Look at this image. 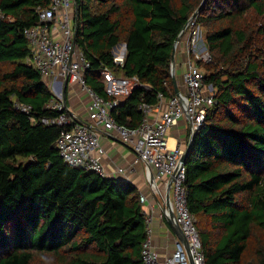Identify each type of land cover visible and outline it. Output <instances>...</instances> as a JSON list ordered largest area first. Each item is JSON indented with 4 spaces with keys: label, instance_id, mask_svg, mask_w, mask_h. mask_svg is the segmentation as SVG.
Segmentation results:
<instances>
[{
    "label": "trees",
    "instance_id": "1",
    "mask_svg": "<svg viewBox=\"0 0 264 264\" xmlns=\"http://www.w3.org/2000/svg\"><path fill=\"white\" fill-rule=\"evenodd\" d=\"M201 0H75L74 43L88 62L84 84L105 97L101 69L135 76V87L112 110L136 126L138 102L172 92L173 42ZM49 0H0V264H142L144 216L126 179L101 177L62 161L61 127L41 119L51 94L25 63L22 31L37 24ZM258 18L254 24L246 19ZM210 55L204 82L215 103L193 133L183 188L204 264H264V0H205L194 17ZM124 43L122 68L110 49ZM28 105L23 113L14 102Z\"/></svg>",
    "mask_w": 264,
    "mask_h": 264
},
{
    "label": "built area",
    "instance_id": "2",
    "mask_svg": "<svg viewBox=\"0 0 264 264\" xmlns=\"http://www.w3.org/2000/svg\"><path fill=\"white\" fill-rule=\"evenodd\" d=\"M71 3L72 0H49L46 7H36L37 24L22 31L30 49L27 58L29 65L37 70L41 79L46 78L50 86L51 96L44 107L57 111L56 116L43 118L41 122L61 127L54 145L64 163L92 171L101 177L109 176L101 163L105 155V148L100 143L101 134L126 146L133 155V161L125 166H115L113 172L128 180L127 174L134 172V164L140 163L144 182L158 203L161 217L167 215L164 195L170 179L167 204L186 241V248L175 240L169 256H158L151 244L149 212L152 206H149L148 211L144 209L147 200L139 192L145 234L140 244L141 262L189 264L190 259L192 264H204L195 219L185 204L182 185L185 168L180 161L184 147L178 139L171 148L166 142L168 130L180 121L184 122L190 137L204 122L207 110L215 103L214 86L204 82V74L197 65L198 62L210 61V55L201 41L199 25L194 17H189L185 23L182 34L185 36L182 50L185 58L182 62L181 83L176 85L177 93H174L173 88L168 95L157 91L154 104L138 102L136 110L141 114L140 121L136 126L128 127L114 120L112 110L133 88L147 87L135 76L115 75L105 67L99 72L105 97L84 84L83 75L88 62L74 43L76 13ZM110 55L112 63L122 68L123 50H110ZM66 83H76L87 96L84 118L66 110L63 102ZM14 107L26 114L30 109L28 105L17 101Z\"/></svg>",
    "mask_w": 264,
    "mask_h": 264
},
{
    "label": "crops",
    "instance_id": "3",
    "mask_svg": "<svg viewBox=\"0 0 264 264\" xmlns=\"http://www.w3.org/2000/svg\"><path fill=\"white\" fill-rule=\"evenodd\" d=\"M72 4L73 3H71V5ZM184 38V35L181 36L176 47V50H180L181 53L177 57L178 62L176 61L175 64L180 65L181 68L183 66L182 62L185 58L184 53L182 52ZM110 50H123V54L125 56V47L123 46V44L117 43V45H114ZM64 96L65 107L67 111L73 113L79 118H84L86 115L85 106L87 103V96L80 89V87L76 83H66ZM185 129L186 128L184 122L180 121L177 123L176 126H173L168 130L166 141L168 147L171 148L172 146H174V143L177 139L182 147L186 146V144H184L183 142ZM100 143L105 148V155L101 160L104 170L109 173V176L117 177L118 179H123L122 176L113 172L114 166H125L127 163H130L133 160V155L131 151L118 141L111 140L110 138H107L105 135L102 134L100 136ZM118 157H122L126 160L124 164L119 163L120 161ZM134 170H136L135 173L132 172L130 174H127L128 181H130V183L136 186L138 192L145 195L147 204L144 209L148 211L149 206H152V211L151 213L149 212L150 227L152 231L151 244L158 256L160 258H164L172 253L173 242L177 240V237L175 236V233L173 232L170 225L167 223L165 217H161V211L158 206V203L156 199L150 195L148 186L144 182V179L143 182H140V180H142L143 175L142 165L140 163H135Z\"/></svg>",
    "mask_w": 264,
    "mask_h": 264
},
{
    "label": "water",
    "instance_id": "4",
    "mask_svg": "<svg viewBox=\"0 0 264 264\" xmlns=\"http://www.w3.org/2000/svg\"><path fill=\"white\" fill-rule=\"evenodd\" d=\"M205 0H201V2L199 3V5L196 7V9L192 12V14L190 15V18L191 17H195V15L199 12L200 8L202 7L203 3H204ZM73 4L75 3V0H72ZM184 28H185V25L182 27V29L180 30V32L178 33V35L176 36L174 42H173V50L170 54V61H169V74L171 76V83H172V88H173V91L174 93H177L178 89L176 87V83H175V78H174V50H175V45L179 42L183 32H184ZM118 44H123L124 46V43H118ZM117 45V44H116ZM63 102H64V106H65V100L63 99ZM66 108V107H65ZM67 110V109H66ZM192 137H193V134L189 137L187 143H186V146L184 147V150H183V153L180 157V161L184 164V160H185V157L190 149V145H191V140H192ZM169 183H170V179L167 181V184H166V189H165V195H164V200L166 202V206H167V209H166V212H167V215L165 216V219L167 221V223L170 225V227L172 228L173 232L175 233V236L177 237V240L179 242L182 243V245L186 248V241L183 237V235L181 234V231L179 229V227L176 225V223L174 222V217H173V213L172 211L170 210V208L168 207V188H169ZM189 260V264H192L190 259Z\"/></svg>",
    "mask_w": 264,
    "mask_h": 264
},
{
    "label": "rangeland",
    "instance_id": "5",
    "mask_svg": "<svg viewBox=\"0 0 264 264\" xmlns=\"http://www.w3.org/2000/svg\"><path fill=\"white\" fill-rule=\"evenodd\" d=\"M246 20L252 25V24H254V23H256L258 21V18L254 17V16H248V18ZM203 34H204L203 30L200 28V36H201V41L202 42H203ZM119 43H122V42H119ZM180 53H181L180 50H176V48H175V50H174V63H176V61L178 62L177 57L179 56ZM25 63L29 64L28 59L25 60ZM6 68H8L7 65H0V71L4 70ZM180 68H181L180 65H177V64L174 65V74L173 75H174L175 83H176L177 86L181 83V75L183 73V66H182L181 69ZM200 68H201L202 73L204 74L205 73L204 67L201 66ZM42 81L46 84L48 89H50V86L47 84L48 80L46 78H43ZM65 96H66V94H65ZM188 139H189V132L185 129V134H184V139H183L184 144L187 143ZM118 159L120 161L119 163H121V164H124V162L126 161L122 157L121 158L118 157ZM114 164H115V162H114ZM127 164H129V163H127ZM115 166H117V165H115ZM135 172H136V170H134L133 173H135ZM122 178H123V176H122ZM140 182H143V175H142V180H140ZM162 190H163V188H162ZM32 264H54V262H53V259L51 257H49L48 255L35 254L34 257H33V260H32Z\"/></svg>",
    "mask_w": 264,
    "mask_h": 264
}]
</instances>
